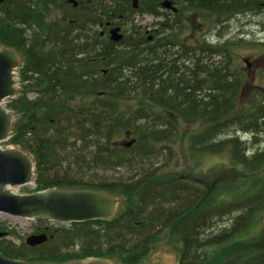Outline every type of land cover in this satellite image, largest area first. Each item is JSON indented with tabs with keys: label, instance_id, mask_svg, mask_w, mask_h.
Returning <instances> with one entry per match:
<instances>
[{
	"label": "trees",
	"instance_id": "1",
	"mask_svg": "<svg viewBox=\"0 0 264 264\" xmlns=\"http://www.w3.org/2000/svg\"><path fill=\"white\" fill-rule=\"evenodd\" d=\"M163 1L0 0V45L32 48L22 69L30 82L9 103L17 120L8 144L34 159L37 190L125 197L110 219L48 227L41 245L0 238V254L142 264L167 236L180 244L179 264H264V94L223 34L264 0H171L177 12ZM55 9L61 17L51 18ZM136 14L151 15L153 27ZM111 26L123 29L120 41L102 35ZM196 30L206 33L195 39ZM194 125L185 146L183 127ZM176 146L182 156L226 155L232 175L179 171Z\"/></svg>",
	"mask_w": 264,
	"mask_h": 264
},
{
	"label": "water",
	"instance_id": "2",
	"mask_svg": "<svg viewBox=\"0 0 264 264\" xmlns=\"http://www.w3.org/2000/svg\"><path fill=\"white\" fill-rule=\"evenodd\" d=\"M75 2L76 0H70ZM134 7H138V0H133ZM162 6L177 12V7L171 0H164ZM123 38L121 27L111 29V39L120 41ZM10 47L0 46V103L2 100L12 97L21 90L20 69H23V58ZM20 62V63H19ZM244 62L247 67L252 66L249 58ZM19 65V67H18ZM18 67L14 81V69ZM15 84V87H14ZM0 105V142L8 139L14 120L13 113ZM16 120V117H15ZM15 123V122H14ZM134 139L124 143L131 146ZM31 156V155H30ZM29 154L17 147L11 146L5 149L0 146V214L6 213L7 217L17 218H52L63 223L83 222L94 219H109L115 216L117 211L123 208V201L117 196L98 189L87 188H50L31 194H15L9 187H17L27 184L34 176V162ZM30 187L31 186H25ZM25 187L18 189L23 190ZM120 204V205H119ZM119 207V208H118ZM119 209V210H118ZM49 217V218H48ZM7 233L0 230V238ZM48 240L46 233L34 234L26 239L30 246L40 245ZM179 252H168V247L160 251L158 258L150 259L149 264H179ZM0 264H116L109 258H82L73 259L65 263L22 261L8 258L0 254Z\"/></svg>",
	"mask_w": 264,
	"mask_h": 264
},
{
	"label": "rangeland",
	"instance_id": "3",
	"mask_svg": "<svg viewBox=\"0 0 264 264\" xmlns=\"http://www.w3.org/2000/svg\"><path fill=\"white\" fill-rule=\"evenodd\" d=\"M61 13L60 9H55L52 14V18L58 16ZM135 19L137 22L143 25H150L155 22L154 18L148 14H136ZM200 24L197 23L196 26ZM223 31L225 38L232 39L233 41L239 43V46L236 51L240 58V63L244 69H246V75L248 82L251 84L253 90L259 91L264 94V47L260 41H264V7L258 12H248L241 14L239 17H236L229 25L224 28ZM200 31V30H199ZM195 31L193 33V38L196 39L197 36H200L203 32ZM188 36L190 32L187 31ZM212 42H216L218 37L217 35L210 37ZM245 58H249L253 62L252 66L248 68L244 62ZM22 69H20V85L21 90L23 84L27 82L23 81L22 78ZM9 102V100H8ZM201 129L200 126H184L183 132L185 139L183 143L185 146L188 144L189 137L192 133L197 132ZM122 139V138H121ZM242 139L246 137L242 136ZM123 142H128V137L122 139ZM179 146H176V151L178 153L177 161L179 162L178 170L183 171L188 170L187 166L190 167L192 173L190 175L195 179L201 180L206 179L208 181H214L218 176L225 172V177L232 175V172L229 171L231 167V162L226 155L223 154H202L200 156H193L190 152L187 155L180 151ZM28 153V152H27ZM29 154V153H28ZM30 155V154H29ZM201 178V179H200ZM32 189V188H31ZM30 191V187H25L23 190L16 189V192L27 193ZM120 200L125 201V197L115 194ZM8 214H0V230L7 232L5 235L6 240L13 242L16 245L21 244L22 241L26 242V239L34 234H39L38 231L45 228L46 226L56 229L58 227H69L70 223H59L53 222L47 218H17V217H7ZM10 230L11 233H10ZM9 232V233H8ZM168 247V252H179L180 244L173 239H169L167 236L162 237L153 247L150 255L143 261L142 264H149L150 259L158 258L160 251ZM110 260L114 261L116 264H121L119 260L111 258ZM163 263V262H162ZM161 263V264H162Z\"/></svg>",
	"mask_w": 264,
	"mask_h": 264
},
{
	"label": "flooded vegetation",
	"instance_id": "4",
	"mask_svg": "<svg viewBox=\"0 0 264 264\" xmlns=\"http://www.w3.org/2000/svg\"><path fill=\"white\" fill-rule=\"evenodd\" d=\"M69 3H71L69 0H67ZM264 5V4H263ZM73 6H77V3H74V5ZM54 13V12H53ZM240 16V15H239ZM239 16H236V17H239ZM58 18L59 17H61V13L60 14H58V16H57ZM57 17H55V18H57ZM235 17V18H236ZM52 18V17H51ZM114 26H111V27H109L108 28V30L107 31H102V35L103 36H109L110 37V39H111V29L113 28ZM122 33L124 34V31H123V29H122ZM106 34H108V35H106ZM150 38H152V35H150ZM260 42H262L263 44H264V41H260ZM29 47V49H32L30 46H27L26 47V49ZM26 49L24 50V49H22V50H16L17 52H21V54H22V58H23V63H26L27 62V59H28V57H27V55L29 54V53H27V51H26ZM20 54V53H19ZM32 55L33 56H35L36 54H33L32 53ZM252 64H253V62H252ZM27 83H29L30 82V80L29 79H27V81H26ZM27 95H28V97L29 98H33V97H35L36 96V93H35V91H31L30 89L28 90V92H27ZM46 229V231H48L47 232V234L49 235V238H51V236H52V231L50 230V229H48V228H45ZM43 232V229H41V230H39L38 231V233H42Z\"/></svg>",
	"mask_w": 264,
	"mask_h": 264
},
{
	"label": "bare ground",
	"instance_id": "5",
	"mask_svg": "<svg viewBox=\"0 0 264 264\" xmlns=\"http://www.w3.org/2000/svg\"><path fill=\"white\" fill-rule=\"evenodd\" d=\"M241 136L246 137V139L248 138L247 135L240 133ZM251 138V137H250Z\"/></svg>",
	"mask_w": 264,
	"mask_h": 264
}]
</instances>
